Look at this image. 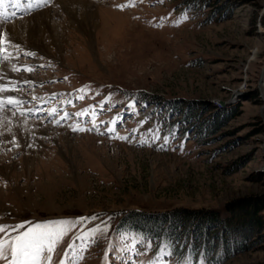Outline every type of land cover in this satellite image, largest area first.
Segmentation results:
<instances>
[{
	"label": "rangeland",
	"instance_id": "obj_1",
	"mask_svg": "<svg viewBox=\"0 0 264 264\" xmlns=\"http://www.w3.org/2000/svg\"><path fill=\"white\" fill-rule=\"evenodd\" d=\"M88 1L114 12L97 16L91 39L73 27L68 10H82L71 2L0 15L10 40L0 46V97L22 102L0 109V224L95 217L67 225L52 264H264V224L227 232L223 253L202 252L211 236L180 233L176 254L160 236L114 225L128 209L224 216L237 200L264 199V0ZM37 10L50 12L59 52L45 26L36 34L45 46L4 29ZM184 223L175 230L197 221Z\"/></svg>",
	"mask_w": 264,
	"mask_h": 264
},
{
	"label": "trees",
	"instance_id": "obj_2",
	"mask_svg": "<svg viewBox=\"0 0 264 264\" xmlns=\"http://www.w3.org/2000/svg\"><path fill=\"white\" fill-rule=\"evenodd\" d=\"M217 117V114H215L214 119L217 120ZM198 129L202 130V127L199 126ZM263 207L264 199L262 197L251 196L228 204V213L224 216H220L218 211L207 208L189 209L179 207L169 211L156 213H149L138 209H128L120 213L114 225L118 229L135 230L151 238L160 236V238L162 237L167 241L172 254H176L179 249V244L177 242L179 234H184L187 231L191 233L192 238L198 240H201V238L202 240H207L208 236H211L210 238L212 240L215 239L209 243V247H202L203 253H213V251L216 253L217 251H219V253H223V251L227 249V232H232L238 228L244 230L243 228L245 226L260 227L264 224V219L260 215V210H262ZM189 218L197 221L196 226L193 227L192 230H175L177 226H184V224H186L184 222ZM166 222L169 226L167 229H164L162 228V224ZM207 223H212L215 227L222 229H220V231L216 229L214 231L208 230L205 227ZM210 231H212L213 235H211ZM219 247L220 250L218 249Z\"/></svg>",
	"mask_w": 264,
	"mask_h": 264
},
{
	"label": "snow or ice",
	"instance_id": "obj_3",
	"mask_svg": "<svg viewBox=\"0 0 264 264\" xmlns=\"http://www.w3.org/2000/svg\"><path fill=\"white\" fill-rule=\"evenodd\" d=\"M4 0H0V5H3ZM40 3L47 4L48 0H40ZM136 0H129L127 4L117 5L123 9L125 7L134 6ZM0 15H3L0 13ZM187 17H185L186 19ZM179 23V21H177ZM5 43H10L6 33H0V46ZM3 47H0V52H3ZM31 55V53H29ZM6 58V57H5ZM14 71H20V68H13ZM25 71H32L30 67L25 66ZM6 86L0 85V93L5 92ZM22 103L12 96L0 97V109L6 105H19ZM55 112V109L51 110ZM51 114V113H50ZM59 123V121H57ZM142 123V122H141ZM95 128V124H93ZM79 127H73V131H88ZM107 131H113L109 128ZM135 131V130H133ZM117 139H129L127 136H117ZM15 140V138H13ZM165 143L168 137H164ZM95 219V217H80L75 221L68 222L60 221H46L43 223H35L31 226L28 221L10 225L0 224V260H8L10 254L11 259L8 264H52V253L55 251L57 244L67 234L70 229L67 227L69 223L75 226L76 223H83L85 220ZM23 229V231H21ZM47 254V255H45ZM61 264H64L61 261Z\"/></svg>",
	"mask_w": 264,
	"mask_h": 264
},
{
	"label": "bare ground",
	"instance_id": "obj_4",
	"mask_svg": "<svg viewBox=\"0 0 264 264\" xmlns=\"http://www.w3.org/2000/svg\"><path fill=\"white\" fill-rule=\"evenodd\" d=\"M56 1L59 3V5L61 6V8L64 7L66 5V3H68V2H71L74 5L76 4V6L78 8L79 7L81 8L82 12H81V15L80 16L77 15L78 14L77 13V10H71V9H69L68 10V14L70 15L71 23L73 22L72 23L73 27L75 25L74 28H76L80 32L84 33L90 39L92 38L91 36H92L93 29H96L97 28V22H96L97 16H100V14L101 13L103 14V12H106V13L108 12L110 14H113L114 13V12H111L109 10H106L101 5H99V3L96 5L94 3H91L88 0H56ZM23 4H25V3H23ZM19 5H21V3L20 4L18 3V6ZM5 8H8V7L6 6ZM7 11H13V10H7ZM7 11H6V13H8ZM50 15H51L50 12L47 11V10H37L35 12H32L31 16L27 19V22L20 24L19 20H17V21H14V22L9 23L8 25H6L5 28L4 27L3 28L7 32L10 33L11 38L14 39V40H17L18 39L17 37H18L19 31L24 30L27 33L26 35H28V37L38 38L37 41H40V42H38L39 45L45 46V44L41 41L42 40L41 36H39V35L36 36V34L38 33V31L40 30V29L38 30V28H40V25L45 26L47 28V30L49 31V33H50V36L49 37L52 40V43L55 45L57 52H59L60 51V48H61V42H62V41H60V37L61 36H58V33L59 32L57 31L55 25H52L51 24ZM67 35H68V33H67ZM33 47H34V45H33ZM36 49H38V52H40V53L47 54L45 52V47H42V48L38 47ZM14 120H16L18 122V124H17V130L19 132L21 130H27L26 129L27 128L26 127L27 125L25 126L23 120L18 119V118H15ZM1 122H2V119H1ZM2 124H4V123L3 122L0 123V125H2ZM2 127L3 126H1V128ZM6 127L8 128V126H6ZM4 129H6V128H4ZM4 129H3V132L5 131ZM28 133H30L28 130L25 131V133H24L25 134V138L23 137V134L21 133L23 140L22 139H20V140L24 141L26 139H29L28 137H29L30 134L27 135ZM21 135H20V137H21ZM2 137H3V139H2ZM6 137H4L3 134H1L0 141L1 140H5ZM65 137H67L66 134H65ZM25 148H26V143L24 142V143H22V149L24 150ZM30 161H31V159H30Z\"/></svg>",
	"mask_w": 264,
	"mask_h": 264
}]
</instances>
